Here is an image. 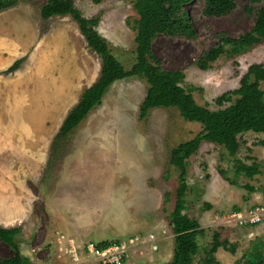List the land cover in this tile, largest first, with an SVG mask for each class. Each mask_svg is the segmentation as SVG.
Masks as SVG:
<instances>
[{"label":"rangeland","instance_id":"374dc122","mask_svg":"<svg viewBox=\"0 0 264 264\" xmlns=\"http://www.w3.org/2000/svg\"><path fill=\"white\" fill-rule=\"evenodd\" d=\"M45 1L26 0L0 13L6 42L0 52V226L19 227L15 241L31 264H69L63 236L77 243H125L124 264H168L174 244L169 214L178 185L169 154L201 127L184 121L174 109L156 108L140 120L147 84L130 77L109 87L49 161L52 139L82 92L97 79L100 59L69 17L41 19ZM134 1H75L84 17L98 19L97 31L126 69L134 62ZM263 4L237 0L229 14L206 17L203 2L194 0L187 11L195 38L159 35L152 43L153 54L164 70L184 73L182 86L193 88L198 105L216 110V97L238 88L249 65L264 63V40L234 58L222 55L206 71L197 68L196 60L216 45L220 34L238 37L247 32ZM15 23L24 38L15 35ZM14 48L22 52L17 59L26 60L8 73ZM260 88L264 92V83ZM262 140L261 133L238 137L236 157L260 169L252 179L240 176L238 185L220 175L222 170L233 179L232 158L223 147L202 142L193 151L185 211L203 229L197 236L195 263L214 232L237 246L233 255L217 250L220 264H236L254 245L264 252ZM257 216L258 222L249 221ZM11 254L0 241V259Z\"/></svg>","mask_w":264,"mask_h":264},{"label":"trees","instance_id":"16d2710c","mask_svg":"<svg viewBox=\"0 0 264 264\" xmlns=\"http://www.w3.org/2000/svg\"><path fill=\"white\" fill-rule=\"evenodd\" d=\"M26 0H0V13L15 7ZM76 0H46L40 8V17L49 20L52 17H69L77 26L87 48L100 59L97 79L81 94L77 103L63 119L50 145L49 161L61 149L69 134L86 115L101 103L109 87L122 79L137 77L147 84L146 94L140 104L138 117L143 120L156 108L174 109L187 122H195L201 130L190 140L177 144L170 150L169 164L178 172V185L175 190L174 203L169 214V223L174 235L173 255L168 264H220L215 254L219 248L235 254L237 246L222 239L219 232H214L210 244L204 248L198 263L195 257L199 252L197 236L203 234L199 222L189 217L185 211L186 195L189 190L188 163L193 151L202 142L223 147L232 158L233 179L220 170V175L232 185H238L237 179L244 176L252 179L260 173L256 164H246L236 157L239 150L238 137L246 132L264 134V92L260 84L264 83V63L248 66L239 80V87L216 97L214 103L218 108L210 110L198 105L192 95L193 88L182 86L185 76L182 71L164 70L152 51V43L159 36H181L195 38L187 5L194 0H135L133 9L138 19L134 20V62L129 69L112 53L108 41L97 31L98 19L86 18L75 6ZM105 0H92L99 4ZM203 2L202 14L206 17H221L229 14L237 0H200ZM260 3L261 0H250ZM264 40V4L255 11L252 27L238 37L224 34L218 36L216 45L202 52L196 60V66L206 71L222 55L230 58L242 55ZM26 60L22 57L14 61L5 72L18 70ZM264 148V140L259 142ZM244 189L254 192V188L244 185ZM168 195H165L167 200ZM238 211V209H236ZM19 227L0 226V241L12 251L9 257L0 259V264H31L23 256L15 241ZM116 241H101L100 248ZM236 264H264V252L254 245L249 255L244 254Z\"/></svg>","mask_w":264,"mask_h":264},{"label":"built area","instance_id":"2783aa9c","mask_svg":"<svg viewBox=\"0 0 264 264\" xmlns=\"http://www.w3.org/2000/svg\"><path fill=\"white\" fill-rule=\"evenodd\" d=\"M249 221L256 223L259 221V217ZM63 241L69 264H124L128 252L125 243L118 242L100 248L97 243H77L72 238H65V236H63ZM128 243H133V240H129ZM156 248L157 246L153 244L152 249Z\"/></svg>","mask_w":264,"mask_h":264},{"label":"crops","instance_id":"0c3cea01","mask_svg":"<svg viewBox=\"0 0 264 264\" xmlns=\"http://www.w3.org/2000/svg\"><path fill=\"white\" fill-rule=\"evenodd\" d=\"M15 35H19L21 38L24 36L23 35V29L20 25H18L17 23H15ZM0 29H3V27L0 26ZM24 38V37H23ZM31 40H32V35H31ZM36 40V39H35ZM17 42V40L15 41V43ZM36 43V42H35ZM6 46V42H5V38H2V34H1V31H0V52H2L3 48H5ZM10 52L16 57L14 56H11V60L10 62H8L9 64L8 67L13 63L14 59H17V57L21 56L22 55V52L19 48H14L12 50H10ZM0 72H2V70H0ZM4 72V70H3ZM83 75H86L85 72H83Z\"/></svg>","mask_w":264,"mask_h":264}]
</instances>
